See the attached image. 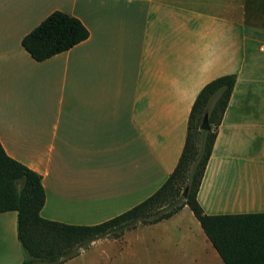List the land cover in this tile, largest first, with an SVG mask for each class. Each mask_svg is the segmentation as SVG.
Returning a JSON list of instances; mask_svg holds the SVG:
<instances>
[{
	"label": "crops",
	"instance_id": "0c3cea01",
	"mask_svg": "<svg viewBox=\"0 0 264 264\" xmlns=\"http://www.w3.org/2000/svg\"><path fill=\"white\" fill-rule=\"evenodd\" d=\"M55 10L79 18L89 37L37 61L22 39ZM227 74L236 83L197 198L211 215L264 212V9L0 0V141L42 176L50 220L97 224L152 195L179 163L200 91ZM98 242L141 263L169 252L175 264H225L187 205ZM23 259L17 211L0 212V264Z\"/></svg>",
	"mask_w": 264,
	"mask_h": 264
},
{
	"label": "trees",
	"instance_id": "16d2710c",
	"mask_svg": "<svg viewBox=\"0 0 264 264\" xmlns=\"http://www.w3.org/2000/svg\"><path fill=\"white\" fill-rule=\"evenodd\" d=\"M88 37L89 30L79 18L55 10L23 37L22 45L35 60L42 61ZM235 83L236 75L227 74L203 87L193 104L185 147L175 170L148 198L97 224L43 217L46 191L42 176L11 157L0 141V212L17 211V236L24 253L20 264H65L100 239L119 238L139 224L157 223L185 205L225 264H264V212L211 215L197 198ZM207 112L211 129L205 131L200 125Z\"/></svg>",
	"mask_w": 264,
	"mask_h": 264
},
{
	"label": "rangeland",
	"instance_id": "374dc122",
	"mask_svg": "<svg viewBox=\"0 0 264 264\" xmlns=\"http://www.w3.org/2000/svg\"><path fill=\"white\" fill-rule=\"evenodd\" d=\"M246 2L249 9L254 7L264 9V0H246ZM135 248L137 247L135 246ZM130 249L134 248L131 247ZM174 259L175 257L171 253L162 252L161 256L160 254L159 256L156 254L148 255L147 262H136L134 257L126 252V248H122L121 244L98 242L93 243L88 249L83 250L78 256L68 260L65 264H175Z\"/></svg>",
	"mask_w": 264,
	"mask_h": 264
},
{
	"label": "water",
	"instance_id": "95a60500",
	"mask_svg": "<svg viewBox=\"0 0 264 264\" xmlns=\"http://www.w3.org/2000/svg\"><path fill=\"white\" fill-rule=\"evenodd\" d=\"M200 129L201 130H205V131H208V130L211 129V126H210V123H209V114H208V112L205 113V115H204V118H203L202 123L200 125ZM21 188H22L21 184H18V190L19 191L21 190ZM187 192H188V189L185 190V192L183 194L184 197L187 196Z\"/></svg>",
	"mask_w": 264,
	"mask_h": 264
}]
</instances>
